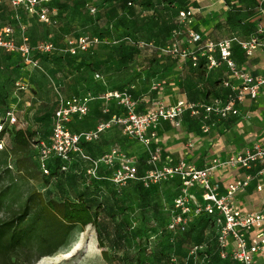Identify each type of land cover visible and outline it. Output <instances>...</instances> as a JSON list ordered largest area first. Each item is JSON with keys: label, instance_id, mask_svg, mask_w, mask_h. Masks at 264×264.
<instances>
[{"label": "crops", "instance_id": "1", "mask_svg": "<svg viewBox=\"0 0 264 264\" xmlns=\"http://www.w3.org/2000/svg\"><path fill=\"white\" fill-rule=\"evenodd\" d=\"M150 3L145 7L137 5L135 14L128 16L129 42L134 41V45L123 52L111 48L108 62L95 63V77L80 81L85 91L69 95L94 96L81 127L77 118L71 123L74 131H91L101 123L111 122L95 141L97 144L90 145L87 151L93 155L94 150L118 147L129 140L126 120L130 111L119 99L106 96L111 92L128 94L138 115L153 110L157 101L166 105L179 101L198 104L235 101L239 114L227 118L202 111L198 115L186 112L178 126L162 121L156 145L163 158L172 163L185 161L205 168L215 159L225 161L254 144L264 146V86L256 98L246 95L240 100L242 79L233 75L217 46L233 40L230 58L237 68L253 76L262 75L264 47L247 55L240 43L254 36L264 42V1L150 0ZM188 10L192 16L190 22H185L180 12ZM193 33L200 34L201 39L192 40ZM93 85L95 89L88 88ZM261 169L260 165L251 170L217 166L211 182L222 196L232 182L250 175L249 186L230 197V203L242 212H258L264 208ZM254 264H264V256L257 255Z\"/></svg>", "mask_w": 264, "mask_h": 264}, {"label": "rangeland", "instance_id": "2", "mask_svg": "<svg viewBox=\"0 0 264 264\" xmlns=\"http://www.w3.org/2000/svg\"><path fill=\"white\" fill-rule=\"evenodd\" d=\"M81 1L86 2L81 4ZM53 7L50 9V15L59 19L56 26L40 22L35 15L29 14L25 9L11 6L7 0H0V29L11 25L17 43H21L23 38L28 36L35 47L34 55L43 67L25 65L19 57L0 50V92L6 93L7 89L10 90L7 98L8 106L0 103V121L6 120V111L11 108L19 117V123L16 125L18 128L40 131L45 135L50 134L52 127V115L47 116L46 112H51L56 108L61 96L68 97L70 94H81L85 91L80 81L86 78L92 80L95 77V72L86 68V65L90 62H108L110 49L118 46L122 41H129L130 27L127 15L115 11L114 7L106 8L101 0H74L71 4L62 3V8L57 5ZM93 9L95 10L92 11ZM81 35L90 38L97 37L101 42L93 45L87 52L79 54L73 67L65 61H58L59 55L67 54L68 39H77ZM44 41L52 42L57 50L50 54L42 53L36 47ZM59 66L67 72H61ZM17 80L26 84L24 89L18 88ZM88 88L95 89L94 85ZM47 107L51 108L45 111L43 108ZM83 118L78 119L81 121L78 124L80 127L83 124ZM161 122L155 127L151 126L144 134L151 141L149 144L141 141L137 136L127 135L129 140L118 147L108 146L93 151V157L102 160L100 169L106 174L107 191L114 190L119 195L121 211L126 210L125 207H127L126 216L132 231L144 242L142 258L150 263L153 261L155 245L162 241L167 243L168 231H183L178 224L180 216H187V228L197 222L194 217L195 202L191 195L203 203L201 192L193 187L187 189L184 184L183 175L186 167L174 173L172 177L166 173L167 169L180 167L181 162L172 163L163 158L159 146L156 145L159 139L158 127ZM0 145L3 148L7 146L9 149V164L17 185L15 199L12 196L8 197L5 206L0 208L2 219L18 209L30 191L41 192L45 200H62L64 198L73 199L79 189L89 184L99 191L104 188L100 180L94 178L97 171L95 175L89 173L92 168L91 163L86 162L76 168L84 171L80 175L71 171L66 176L51 178L43 175L39 170L33 156V148L26 153L14 151L11 148L10 137L7 136ZM129 148L133 151L128 152ZM113 150L117 153L113 154ZM153 156L157 158L153 159ZM110 157L112 164L104 162ZM125 160L135 165L137 178L125 183H116L112 180L114 171L120 169ZM20 163L29 167L31 175L35 178H29L26 173L22 174L18 167ZM8 181L9 179L5 180V182ZM138 182H142L146 188L152 190L153 203L159 205L157 212L150 205L145 206L141 203L136 192ZM186 207L190 211L184 213L183 208ZM102 251L97 232L94 226L90 225L76 233L71 246L65 247L52 256L42 257L34 264H108L103 258ZM184 251L186 256L181 264H203L200 251L213 252V235L207 232V245L204 247L198 248L192 241L185 244ZM35 256L36 253L33 259ZM24 262L22 259V263ZM177 264L180 263L177 262Z\"/></svg>", "mask_w": 264, "mask_h": 264}, {"label": "trees", "instance_id": "3", "mask_svg": "<svg viewBox=\"0 0 264 264\" xmlns=\"http://www.w3.org/2000/svg\"><path fill=\"white\" fill-rule=\"evenodd\" d=\"M7 1L11 5L10 1ZM73 1L51 0L45 6L49 10L54 8L53 5L62 8V3L71 4ZM85 2L81 1V4ZM102 3L106 8L114 7L115 11L122 12L127 16L135 14L137 5L145 7L151 4L150 0H102ZM73 5L75 7L76 4L74 3ZM50 16L55 22L48 25L56 26L59 19L54 15ZM130 35L128 32V38H130ZM132 45H134V41H122L116 48L123 52L127 51ZM7 53L19 57L22 63L25 64L18 53ZM81 53L84 52H79L77 55H71L67 52L66 55H59L57 60L65 61V63L73 67L77 61V57ZM34 56L37 58L36 55ZM87 66L92 72H97L94 62L88 63ZM59 70L64 73L67 72L62 66H59ZM9 91L7 89L6 93L0 92V103L5 106H8L7 98ZM50 108L43 109L46 111ZM57 108L51 112H46L47 116L52 115V127L49 135L41 134L40 131H31L22 127L18 128L16 126L19 123L17 114L18 122L11 125L7 119V112L11 108H8L6 120L0 121L3 125L0 130V143L7 136L10 137L11 148L14 151L26 153L33 148V156L37 162V166L41 173L47 177L58 178L61 175L66 176L71 171L80 175L84 171L76 168L81 167L83 163L90 162L77 155H74L70 162L63 161L58 157L50 158L46 163L49 174L44 173L41 169L38 147L42 142L50 143L53 130V116ZM95 141L82 144L85 152L91 157L93 155L87 150L90 149V145L97 144ZM9 155L10 152L7 146L0 149V208L5 206L8 197L12 196L15 199L17 185L11 165L9 164ZM18 167L22 174L26 173L29 178H35L34 175H31L29 167L22 163ZM100 168L101 166L98 167L94 178L100 180L104 186V188L102 187V191H99L97 188L93 189V185L89 184L79 189L73 199L64 198L62 200H45L41 192L30 191L18 209L13 211L7 218H0V264H34L42 257L52 256L65 247L71 246L76 233L83 231L90 225L94 226L97 232L99 245L103 249V258L108 264H177V262L181 264L183 258L186 256L184 251L185 244L194 241L198 248L204 247L207 245V232H211L213 235V252L200 251V254L203 256V264H239L231 258L223 259L221 257V248L214 216L205 211L198 214L194 213L197 222H194L190 228H187V222L184 228L181 226L183 231H168L167 243L164 241L157 243L153 253V261L151 263L145 261L142 258L144 242L142 238H137L136 233L132 231L131 224L126 216L127 207H125L126 210H120L119 195L114 190L107 191L105 187L108 184L105 181L106 174ZM6 179H9V181L5 182ZM136 192L142 204L145 206L150 205L155 212L159 210V205L153 203L152 190L146 188L142 182L137 183ZM35 253V259H33ZM22 259L25 261L24 263H22Z\"/></svg>", "mask_w": 264, "mask_h": 264}, {"label": "built area", "instance_id": "4", "mask_svg": "<svg viewBox=\"0 0 264 264\" xmlns=\"http://www.w3.org/2000/svg\"><path fill=\"white\" fill-rule=\"evenodd\" d=\"M9 1L12 6L23 8L29 14L37 16L41 22L47 24L55 22L50 16L49 8L45 6L51 0ZM180 16L185 22H190L192 11H181ZM13 33L11 26H6L0 30V49L9 53H18L26 65L41 68L39 59L34 56L35 47L30 44L29 38L25 36L22 42L18 44L13 37ZM199 39H201L200 34H192V40L197 41ZM99 42L101 41L97 37L90 38L82 35L77 39H70L66 51L71 55H77L79 52L88 51L93 45ZM240 44L247 55H252L260 46L264 47V42L259 36L251 37L249 40L242 41ZM210 46L213 47L212 44ZM217 46L222 58L228 62L233 75L242 79L239 99L242 100L246 95L251 98H256L260 89L264 86V73L259 76H253L237 68L234 61L230 58L233 40L222 41ZM36 48L43 53H51L57 50L56 46L50 41H44ZM173 50L177 52V46L174 45ZM96 77H99V75H96ZM16 84L19 89H24L26 86L21 81H17ZM106 96L119 99L129 109L130 115L126 120V132L128 135L137 136L146 144L151 143L149 138L144 136L147 129L151 126L155 127L160 121H170L178 126L180 125L181 117L186 112L192 115H198L202 111H205L207 114H214L220 118H227L230 114H239L235 101L232 100L225 104L220 101L211 104L179 101L171 106L166 105L162 101H157L153 110L144 115H138L133 111L135 103L128 94L111 92ZM93 99L94 96L92 94L72 95L68 97L61 96L59 98L58 108L53 116V130L50 143L42 142L38 147L39 161L44 173L49 174L46 163L50 158L58 157L63 161L70 162L73 156L77 155L91 163L92 168L89 170V173L95 175L102 160L88 155L82 144L99 139L102 132L111 126V122L101 123L96 129L91 131H74L71 128V123L74 119H81L88 114L89 104ZM7 119L11 125L18 122L14 109L8 110ZM2 126L0 123V130ZM0 146L2 148V145ZM116 153L117 151L113 150V154ZM156 158V156H153V159ZM104 162L112 164L113 161L110 157L104 160ZM180 164V167L167 169L166 173L172 177L174 173L186 167L183 175L186 188L193 187L197 189L201 192L203 198V203H200L194 195H191V198L195 202L194 213L198 214L205 211L214 216L218 241L221 248V257L223 259L231 258L239 264H254V259L257 255L264 256V208L258 212H242L230 203V197L237 191L249 186L251 176L247 175L244 179L232 182L228 186L227 194L222 196L218 194L217 188L211 182L212 171L217 166L223 165H228L233 168L241 167L246 170H251L260 165L262 166L260 173L264 174V146L259 143L254 144L242 152L228 156L225 161L215 159L205 168L199 169L187 165L184 161ZM135 178H137L135 165L129 160H125L122 167L114 171L112 180L116 183H125ZM187 211H190L188 207L183 208L184 213ZM187 222L188 218L186 215L178 218V224L183 228ZM172 227H175V225H172Z\"/></svg>", "mask_w": 264, "mask_h": 264}]
</instances>
